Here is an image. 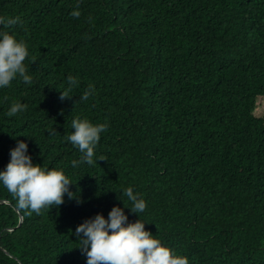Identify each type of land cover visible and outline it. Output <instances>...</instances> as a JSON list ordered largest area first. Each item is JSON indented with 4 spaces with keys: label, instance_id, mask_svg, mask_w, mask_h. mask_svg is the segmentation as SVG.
Returning <instances> with one entry per match:
<instances>
[{
    "label": "trees",
    "instance_id": "16d2710c",
    "mask_svg": "<svg viewBox=\"0 0 264 264\" xmlns=\"http://www.w3.org/2000/svg\"><path fill=\"white\" fill-rule=\"evenodd\" d=\"M0 17L20 18L0 31L32 76L0 88V171L20 140L74 194L29 214L0 182V264H86L75 229L114 206L189 264H264V0H0ZM74 119L107 124L104 161L72 166Z\"/></svg>",
    "mask_w": 264,
    "mask_h": 264
},
{
    "label": "clouds",
    "instance_id": "9594fccd",
    "mask_svg": "<svg viewBox=\"0 0 264 264\" xmlns=\"http://www.w3.org/2000/svg\"><path fill=\"white\" fill-rule=\"evenodd\" d=\"M71 15L78 18L80 13L73 11ZM20 23L19 17H0V25L4 28H12ZM28 55L23 40L18 42L14 35L0 31V88L7 87L17 75L25 83L32 81V76L26 74L28 69L23 63ZM77 83V79L69 75V87L60 92V99H71L69 93ZM93 93L94 87L89 85L80 99L87 100ZM26 108L27 105L15 102L7 115L11 117ZM72 128L74 131L67 139L83 154L80 161L72 162V166L76 167L79 163L93 165L97 161H104L103 158L94 161L93 157L100 134L106 131L107 124L93 125L86 119H74ZM49 131L52 135L59 134L55 128ZM27 152V144L17 140L16 146L10 149L8 164L0 171V182L17 198L18 208L28 210L29 214L35 212L39 215L43 208L62 205L65 195L72 199L74 194L69 190L72 183L63 171L42 169L40 165L33 164ZM124 194L134 204L131 213L145 210V202L134 195L131 187ZM75 235L80 244L78 249L86 256V264H189L187 257L175 256L159 240L154 239L139 219L134 223L129 222L121 207L114 206L108 213L107 220L101 214L85 220L76 227Z\"/></svg>",
    "mask_w": 264,
    "mask_h": 264
},
{
    "label": "water",
    "instance_id": "95a60500",
    "mask_svg": "<svg viewBox=\"0 0 264 264\" xmlns=\"http://www.w3.org/2000/svg\"><path fill=\"white\" fill-rule=\"evenodd\" d=\"M21 223H22V216H20V225H21Z\"/></svg>",
    "mask_w": 264,
    "mask_h": 264
}]
</instances>
